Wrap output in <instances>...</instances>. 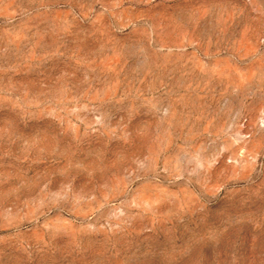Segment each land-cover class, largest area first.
<instances>
[{"label": "rangeland", "instance_id": "374dc122", "mask_svg": "<svg viewBox=\"0 0 264 264\" xmlns=\"http://www.w3.org/2000/svg\"><path fill=\"white\" fill-rule=\"evenodd\" d=\"M0 264H264V0H0Z\"/></svg>", "mask_w": 264, "mask_h": 264}]
</instances>
